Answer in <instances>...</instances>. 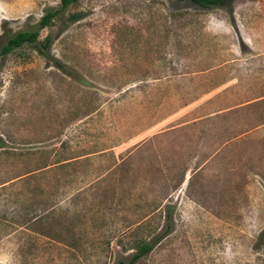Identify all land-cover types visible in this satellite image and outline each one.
I'll list each match as a JSON object with an SVG mask.
<instances>
[{
    "label": "rangeland",
    "instance_id": "1",
    "mask_svg": "<svg viewBox=\"0 0 264 264\" xmlns=\"http://www.w3.org/2000/svg\"><path fill=\"white\" fill-rule=\"evenodd\" d=\"M60 5L0 0V50ZM47 35L62 68L0 56V264H264V0H80Z\"/></svg>",
    "mask_w": 264,
    "mask_h": 264
},
{
    "label": "trees",
    "instance_id": "2",
    "mask_svg": "<svg viewBox=\"0 0 264 264\" xmlns=\"http://www.w3.org/2000/svg\"><path fill=\"white\" fill-rule=\"evenodd\" d=\"M80 0H61L60 7H49L46 9L44 15L41 17L37 25L30 29L19 30L10 35H8L6 42L3 44L0 50V56L9 54L16 50L17 48L23 46L24 44L33 45L41 55L47 58L50 61H53L54 64L60 68L63 67L61 61L55 58L50 53V46L53 41V37L51 35H47L44 39H40V31L50 26L54 19L61 13V11L68 8L71 4L77 3ZM203 8H209L213 6H221L226 4L230 0H189ZM82 17V13H71L69 15V20L77 21ZM1 147V143H0ZM48 166V165H47ZM46 166V167H47ZM45 168V167H42ZM41 168V169H42ZM169 231V227H167L166 231ZM158 239H140L135 241L132 244V248L134 252L131 254L128 260H119V264H136L142 257L147 255L149 252L153 250L155 245L157 244Z\"/></svg>",
    "mask_w": 264,
    "mask_h": 264
}]
</instances>
